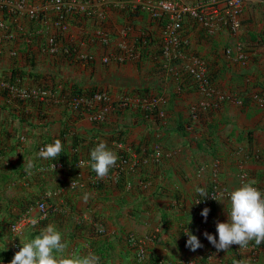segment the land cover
Returning <instances> with one entry per match:
<instances>
[{
  "label": "crops",
  "instance_id": "0c3cea01",
  "mask_svg": "<svg viewBox=\"0 0 264 264\" xmlns=\"http://www.w3.org/2000/svg\"><path fill=\"white\" fill-rule=\"evenodd\" d=\"M45 1L25 0L28 5ZM99 10L102 16L72 14L66 29L58 27L51 10L42 18L0 10V77L18 68L26 72L24 85L34 83L27 75L32 72L53 84L52 96L40 110L0 93V257H9L13 241L34 238L51 223L68 243L66 257L91 252L100 264H137L136 249L146 253L143 264H264V247L254 243L217 251L204 233L218 239L216 223L228 219V195L225 205L216 201L205 206L210 209L205 221V207L197 203L205 196L196 192L202 187L208 194L217 186L229 193L254 179L264 193V0H243L234 33L186 19L181 57L169 65L162 54V21L143 10L130 14L127 6L108 4ZM99 33L107 35V43H101ZM49 37H54L57 52L48 50ZM77 53L93 54L95 60H82ZM106 53L118 58L103 63L100 56ZM192 57L204 62L211 95L201 92L186 73ZM89 85L111 100L106 111L94 103L98 108L93 113L104 115L100 120L71 110L84 104L65 103L72 90ZM150 95L163 98L159 119L138 103ZM194 108L196 118L191 117ZM64 130L67 151L78 138L90 150L106 142L118 160L134 153L149 158L155 146L162 158L136 167L122 165L118 172L112 168L98 179L89 173L90 161L82 158L85 149L74 165L38 156V148ZM118 131L124 132L123 141ZM28 161L33 162L31 170ZM57 163L61 165L54 168ZM44 195L53 211L42 219L34 207L22 233L10 235L2 222L15 221ZM32 220L38 223L33 226ZM187 232L197 235L203 247L192 251L186 246Z\"/></svg>",
  "mask_w": 264,
  "mask_h": 264
},
{
  "label": "built area",
  "instance_id": "2783aa9c",
  "mask_svg": "<svg viewBox=\"0 0 264 264\" xmlns=\"http://www.w3.org/2000/svg\"><path fill=\"white\" fill-rule=\"evenodd\" d=\"M243 0H46L41 4H26L25 0H18L17 2H7L6 0H0V8H9V10H18L19 12L27 15L29 18H38L41 14L43 17L46 16L47 10L56 12L58 19L56 24L61 29L67 28L68 18L72 14H83L86 16L101 15L102 11L99 10L101 7L108 4L113 7H124L127 6L130 10H143L147 12L153 19L162 21V42H163V57L166 60V65H169L171 61L177 60L181 57V35L183 22L190 18L204 26H218L226 29L230 33H234L240 27L239 13L242 8ZM42 18V17H41ZM0 27H4V22L0 18ZM101 43H107L108 37L106 34L99 33ZM9 37H11L9 35ZM48 50L50 52H57L54 37L48 39ZM66 52V50H65ZM225 53L229 56L232 54L230 48L225 50ZM130 54V53H129ZM77 56L86 61L95 60L93 54L88 53H77ZM132 56V54H130ZM113 57L118 58L117 55L106 53L100 56V61L106 63ZM120 59V58H119ZM186 73L191 76L195 82L197 88L204 94L211 95L214 93V89L211 80L207 74L206 66L197 57H192L191 63L186 66ZM4 90L12 98H18L21 100L36 99L38 101H45L51 94L49 89L30 87V86H16L3 79L0 80V91ZM101 104L99 111L107 110L111 107V100L105 92H95L91 96L76 95L69 99V104L74 107L84 104L90 106L94 103ZM163 102V98L160 96H148L138 99L139 105L150 111H157L160 113L159 104ZM195 108L191 109L192 116H195ZM92 113L89 116L92 120H100L103 118L102 113ZM104 111V112H105ZM45 146H40L39 150ZM154 161H159L160 154L155 150L153 154ZM147 158H138L137 154L134 153L132 156H121L114 167L119 171L122 165L127 167H135L139 162L146 163ZM54 165H61L60 163ZM240 179L242 182L245 181V174L240 173ZM73 184H75L73 182ZM74 186V185H73ZM223 192L224 196L228 193L223 188H213L209 193L208 197L199 198L197 200L198 205L206 206L208 204L216 202L212 199L211 195H217ZM47 196L44 195L35 206H31L18 217L11 225L10 232L12 235H19L23 229L30 223L29 214L35 208L39 211L40 217H45L53 211V208L46 201ZM188 237V236H187ZM188 239V238H187ZM186 239V240H187ZM128 241L132 245H136L137 241L133 236H129ZM20 245L13 243L11 250V258L9 260H0V264H10L15 253L20 250ZM146 253L141 249H136L135 257L137 258V264H143ZM160 264V263H159ZM192 264H209L206 262L192 263Z\"/></svg>",
  "mask_w": 264,
  "mask_h": 264
},
{
  "label": "clouds",
  "instance_id": "9594fccd",
  "mask_svg": "<svg viewBox=\"0 0 264 264\" xmlns=\"http://www.w3.org/2000/svg\"><path fill=\"white\" fill-rule=\"evenodd\" d=\"M143 110L148 112L145 109ZM63 147L61 140L55 139L53 143L42 147L38 152V156L45 160H55L60 156ZM138 158L146 157L138 156ZM117 161V154L110 150L104 141L99 142L90 152V167L96 173L98 179L107 177L110 170L116 166ZM83 164L84 162H81L78 167H82ZM139 164L144 163L139 162L137 165ZM33 166V162L28 161L27 169L31 170ZM53 167L55 168L56 165H53ZM256 183L254 179L249 180L228 193V207L227 210L225 209L228 219L226 222L217 221L216 232L218 233V239L216 235L205 231L204 236L217 251L228 250L232 245H238L239 248L246 249L251 242H254L256 246L264 243V193L255 186ZM196 192L201 196H209L202 187H198ZM211 197L224 204L223 192L211 195ZM87 199L88 194L85 193L84 200L86 201ZM209 212L210 209L207 207L201 212L205 221ZM31 223L35 226L38 221L32 220ZM10 225L8 230L9 234L12 235ZM98 228L101 231L103 230L100 226ZM186 234L188 235L186 246L192 251L203 247L197 235L191 232ZM13 243L19 244L13 241L10 246L9 257L0 260H9L11 258ZM20 244V250L15 253L10 264H100V257L91 252L82 257H66L64 254L68 248V243L65 241L63 233L51 223L40 229V234L34 238L29 240L20 239Z\"/></svg>",
  "mask_w": 264,
  "mask_h": 264
},
{
  "label": "trees",
  "instance_id": "16d2710c",
  "mask_svg": "<svg viewBox=\"0 0 264 264\" xmlns=\"http://www.w3.org/2000/svg\"><path fill=\"white\" fill-rule=\"evenodd\" d=\"M128 12L130 14H136L138 12V10H134V11L129 10ZM70 16H72V15H70ZM70 16H67V18H70ZM82 16L85 17L86 15L82 14ZM141 39H144V38L141 37ZM25 75H26V72H24L23 70L18 69V68H13V69L8 70L6 73H4L3 77H0V80L3 79L5 81H8V82L16 85V86H22V85H24L22 83V79H23V77H25ZM27 75L29 77H32V80H34V83H31V84H28V85H25V86L46 88V89H49V90H51L53 88L52 82L48 83V81L43 80L44 79L43 77H46V76H43L42 74H38L36 72H32V73H29ZM100 90L101 89H99V87H97V86L89 85V86H87L86 88H83V89L72 90V92H71V94H69V96L73 97V96H76L78 94H82L84 96H91L95 92H100ZM0 93L2 95H4L5 97H8L10 99L15 100V102L20 104V105L29 104V105H32V106L36 107L37 110L41 109V105H43V104L46 105V103L48 104V102H49L48 99H50V97L52 96V95L49 96L44 102H41V101H38L36 99L21 100V99H18V98H12L4 90H1ZM69 99H67V101L65 102L66 104L69 102ZM97 108H98V104H92L90 106L81 105V106H79L78 108H75V109L71 108V110H73L77 114L81 115L82 113H93ZM93 122L97 123L98 121H93ZM66 132H67V130L66 131L65 130L61 131V134L58 136L59 137L58 139L61 140V142H62L64 147H63V151L61 152L60 156H58L55 160L59 161L63 165H66V164L74 165L81 158V157H79L80 154H81L80 150L85 149V148H82V147L85 146L84 144L86 142L83 139L78 140V138L77 139L73 138V141H70V143H69L70 146L68 147L69 149L67 151V146L65 145L66 143L64 144V140H65L64 135L66 134ZM123 133H124L123 131H118L116 136H117V138L119 140L123 141L125 139ZM111 136L113 137V134ZM74 139H75V141H74ZM129 144H130V142H129ZM139 148H141L140 145H137L135 149L139 150ZM77 149H79V151H77ZM85 150H86L85 156L82 157V158H86L87 160L90 161V152H91V150H90L89 146H86ZM143 156H145V155H143ZM140 165H143V164H140ZM89 171H90L89 173L94 172V171H92L90 166H89ZM17 218H18V216H17ZM12 222H2V223H3L4 227H8L9 228V225ZM251 243H254V242H251ZM259 246L264 247V243H262V245H259ZM254 247H255V245H254ZM7 258L8 257H0V259H7ZM146 263H148V262H146ZM152 263H154V262H152ZM156 264H159V263H156ZM225 264H234V263L231 260H228Z\"/></svg>",
  "mask_w": 264,
  "mask_h": 264
},
{
  "label": "rangeland",
  "instance_id": "374dc122",
  "mask_svg": "<svg viewBox=\"0 0 264 264\" xmlns=\"http://www.w3.org/2000/svg\"><path fill=\"white\" fill-rule=\"evenodd\" d=\"M3 8H0V10H2ZM44 16V15H43ZM41 14L39 15V17L38 18H41V17H43ZM157 96V95H156ZM162 104V103H161ZM161 104H159V110L161 111V109H160V106H161ZM148 113H150L153 117H155V118H157V119H159L160 118V116H162L160 113H158L157 111H149ZM195 116H193V118H196L197 117V110H195ZM149 115V114H148ZM191 117H192V114H191ZM155 150H157L158 152H159V154H160V159L162 158V153H161V149H160V147L159 146H155L153 149H152V155L149 157V158H147V160L148 161H146V163H144V164H148V163H150V162H154L153 161V154H154V152H155ZM160 159H159V161H160ZM214 188H221V187H214Z\"/></svg>",
  "mask_w": 264,
  "mask_h": 264
}]
</instances>
